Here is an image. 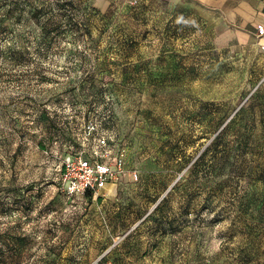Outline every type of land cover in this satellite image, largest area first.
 I'll use <instances>...</instances> for the list:
<instances>
[{
	"label": "rangeland",
	"instance_id": "374dc122",
	"mask_svg": "<svg viewBox=\"0 0 264 264\" xmlns=\"http://www.w3.org/2000/svg\"><path fill=\"white\" fill-rule=\"evenodd\" d=\"M217 26L192 0H0V264H264V40ZM95 117L131 173L68 198L60 140Z\"/></svg>",
	"mask_w": 264,
	"mask_h": 264
},
{
	"label": "built area",
	"instance_id": "2783aa9c",
	"mask_svg": "<svg viewBox=\"0 0 264 264\" xmlns=\"http://www.w3.org/2000/svg\"><path fill=\"white\" fill-rule=\"evenodd\" d=\"M256 34L263 40V24L257 25ZM262 48L264 50V43ZM83 129V136L76 138L79 146L68 145L58 164L61 189L68 198L87 199V193L96 198L109 183L131 173L127 168L125 149L112 131L101 128L95 118L84 122ZM132 176L137 179V172L133 171Z\"/></svg>",
	"mask_w": 264,
	"mask_h": 264
},
{
	"label": "crops",
	"instance_id": "0c3cea01",
	"mask_svg": "<svg viewBox=\"0 0 264 264\" xmlns=\"http://www.w3.org/2000/svg\"><path fill=\"white\" fill-rule=\"evenodd\" d=\"M218 17L215 42L219 46L247 44L264 25V0H192ZM264 40V38H263Z\"/></svg>",
	"mask_w": 264,
	"mask_h": 264
},
{
	"label": "trees",
	"instance_id": "16d2710c",
	"mask_svg": "<svg viewBox=\"0 0 264 264\" xmlns=\"http://www.w3.org/2000/svg\"><path fill=\"white\" fill-rule=\"evenodd\" d=\"M110 114V111L108 112ZM107 117H110V115H108ZM96 118V117H95ZM96 120L98 121L99 125L101 128H105L103 127L101 124H102V120L100 119H97ZM61 144H62V147L60 148V152L61 154L63 155L64 153L67 152V146L70 145V144H74L75 146H79L78 142L76 141V139H73L72 137H66V138H63L60 140ZM63 151V152H62ZM127 168L129 169L128 167V164H127ZM66 196V195H65ZM100 196V195H99ZM99 196L96 197V199L99 198ZM87 198H92V195L91 193H87Z\"/></svg>",
	"mask_w": 264,
	"mask_h": 264
}]
</instances>
